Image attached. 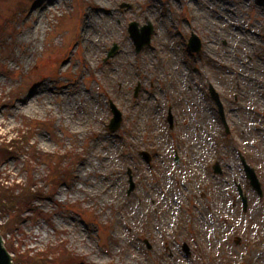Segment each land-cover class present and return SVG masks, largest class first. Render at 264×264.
<instances>
[{"label": "rangeland", "instance_id": "obj_1", "mask_svg": "<svg viewBox=\"0 0 264 264\" xmlns=\"http://www.w3.org/2000/svg\"><path fill=\"white\" fill-rule=\"evenodd\" d=\"M42 2L49 5L0 0V21L11 20L0 29V143L37 122L23 150L1 164L0 181L44 189L33 200L43 216L25 213L7 236L13 250L42 252L61 240L80 258L70 264H264V195L240 158L264 189V0H58L44 9ZM99 7L111 8V22ZM88 11L96 15L91 27ZM132 21L154 26L140 52ZM192 32L202 40L199 53L188 47ZM110 101L124 118L115 132ZM97 140L110 148L95 151ZM69 148L82 158L66 181L49 184L46 154L59 160Z\"/></svg>", "mask_w": 264, "mask_h": 264}, {"label": "trees", "instance_id": "obj_2", "mask_svg": "<svg viewBox=\"0 0 264 264\" xmlns=\"http://www.w3.org/2000/svg\"><path fill=\"white\" fill-rule=\"evenodd\" d=\"M20 10V9H18ZM1 25V24H0ZM0 29L3 31L5 27L0 26ZM25 124V127L22 129L21 134L18 138L7 141L6 139L0 143V166L7 160L9 157L16 155L18 152L23 150L24 143H28L33 135L36 126L29 121ZM78 153L73 149L65 152L62 157L57 160L55 155L50 156L46 154L47 165L50 166L48 177L51 185L56 186L59 181H66V177L71 174L69 169L74 167ZM36 154L29 155V159L32 157V160L36 159ZM40 156H38L39 158ZM67 162V166L61 165V161ZM1 178V175H0ZM26 184H12L8 185L5 182L0 181V210L3 214H9L10 218L6 224L2 226V232L5 235L9 231L13 232L18 230V224L22 221L23 216L27 212H32L36 217L43 216V212H40L33 203L34 198L43 196V188H38L32 190V180H28ZM45 194L46 196H51V194ZM34 217V216H32ZM11 244L8 243V248L12 251L13 241L10 240ZM19 248V246H17ZM16 249V248H15ZM16 257L15 261L17 264H70L75 260H80L74 253H70L66 250L64 243H59V245L48 247L42 252L32 253L33 250L29 249L28 251H15ZM26 257L23 258V256Z\"/></svg>", "mask_w": 264, "mask_h": 264}, {"label": "water", "instance_id": "obj_3", "mask_svg": "<svg viewBox=\"0 0 264 264\" xmlns=\"http://www.w3.org/2000/svg\"><path fill=\"white\" fill-rule=\"evenodd\" d=\"M134 25H136V24L133 23L132 28H131L132 36L134 37V39L137 42L138 50H140L145 44H148L150 42L151 35L153 33V26L152 25L147 26V31L145 32V34L142 36H138L137 33L133 29ZM190 46L194 50H200V48H201L200 39L194 35L191 39ZM115 51H116V48L111 52L110 55H112ZM212 93H213V96L215 97V99L217 100V102L219 103L220 111L223 114V107H222V104L220 103L218 93H216L213 88H212ZM112 107H113V110L115 112V116L112 119L110 126L113 130H116L121 125L122 113L118 110V108L113 103H112ZM244 164L246 166L247 174H248V177L251 179L252 184L255 187H257L259 190H261V183L259 182V179L255 173V170L252 167H250L249 165H247L245 161H244ZM217 169H218V171H221L220 166H218V165H217ZM133 188H134V184H132L131 189H133ZM244 202H245V208H247V198L246 197H244ZM0 264H14L13 260H12V255L7 250V248L5 247L4 238L1 235V233H0Z\"/></svg>", "mask_w": 264, "mask_h": 264}, {"label": "bare ground", "instance_id": "obj_4", "mask_svg": "<svg viewBox=\"0 0 264 264\" xmlns=\"http://www.w3.org/2000/svg\"><path fill=\"white\" fill-rule=\"evenodd\" d=\"M52 3H54V4H57L58 3V0H49V5L47 6V7H45V5H44V3L42 2L40 5H39V8H42V9H44V8H48V7H50V4H52ZM100 8V7H99ZM98 10H100V11H103L109 18H110V21L109 22H111V19H112V16H113V13H112V11H111V8H109V7H105V8H100V9H98ZM149 11H150V9H149ZM147 15H149V12H147L146 13ZM150 16V15H149ZM85 17H86V22H85V25L86 26H89V27H91L90 25L95 21V19H96V15H95V13H93L92 11H88L87 12V14L85 15ZM100 18V17H99ZM98 18V19H99ZM37 27H38V24L36 23L35 24V26L30 30L29 29V32L28 33H32V31L33 30H37ZM114 30L112 29L111 31L110 30H108V29H105V34H109V36H113L114 35ZM251 68H252V66H250ZM248 75V74H247ZM45 85H41V86H39V88H38V90H40L41 92H43V91H45V89H43V87H44ZM43 93H37V95H36V97H38V96H41ZM77 95H79V97L80 98H82L83 96H82V94L79 92H77ZM27 105H32L33 104V102H34V99H33V97L31 96V97H29L27 100H25L24 101ZM101 146H103L104 147V149H106V150H108L109 148H110V146L107 144V143H104L103 141L102 142H99V140H97V143L95 144V151H96V149H98L99 147H101ZM107 153H109L108 151H107ZM107 155L108 154H101V157L103 158V159H106L107 158ZM105 161V160H104ZM90 165L92 166V163L90 162Z\"/></svg>", "mask_w": 264, "mask_h": 264}]
</instances>
